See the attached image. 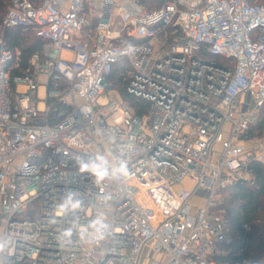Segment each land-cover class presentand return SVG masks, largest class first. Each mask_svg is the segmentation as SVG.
Listing matches in <instances>:
<instances>
[{
	"label": "built area",
	"instance_id": "2783aa9c",
	"mask_svg": "<svg viewBox=\"0 0 264 264\" xmlns=\"http://www.w3.org/2000/svg\"><path fill=\"white\" fill-rule=\"evenodd\" d=\"M16 27L45 45L13 88ZM121 60L142 115L106 96ZM263 108L258 0H12L0 23V264H264L220 261L233 238L218 209L264 164V136L250 132Z\"/></svg>",
	"mask_w": 264,
	"mask_h": 264
},
{
	"label": "trees",
	"instance_id": "16d2710c",
	"mask_svg": "<svg viewBox=\"0 0 264 264\" xmlns=\"http://www.w3.org/2000/svg\"><path fill=\"white\" fill-rule=\"evenodd\" d=\"M12 0H0V23L3 21ZM166 0H141L150 8L159 7ZM264 3V0H258ZM8 47L19 52L10 64V79L15 87L14 78L21 76L30 67L31 57L42 54L45 41L36 35L32 28H9L5 32ZM129 42L137 41L134 38ZM224 63H229L225 60ZM130 65L127 60L117 63L108 77L110 86L115 87L116 94L123 102L134 108L137 115H142L148 108L145 100L138 99L127 90L128 79L125 77ZM61 107L60 104H57ZM70 109V106H67ZM56 119L51 120V124ZM251 135L264 136V108L256 125L251 128ZM83 167V166H81ZM254 176L253 184L240 181L222 190L223 200L219 205L220 213L224 217V228L232 236L233 243L222 244V250L229 251L225 256H220V261L234 262L239 257L250 258L258 262L264 256V164L253 162L250 166ZM248 226L249 229L245 228Z\"/></svg>",
	"mask_w": 264,
	"mask_h": 264
},
{
	"label": "rangeland",
	"instance_id": "374dc122",
	"mask_svg": "<svg viewBox=\"0 0 264 264\" xmlns=\"http://www.w3.org/2000/svg\"><path fill=\"white\" fill-rule=\"evenodd\" d=\"M115 87H113V86H109V89H108V92H107V94H106V96H109V95H111V94H116L117 92H115L116 91V89H118V88H116V89H114ZM251 147H253V146H251ZM104 148H106V146H104ZM219 196H220V198L223 200V192L221 191L220 193H219Z\"/></svg>",
	"mask_w": 264,
	"mask_h": 264
},
{
	"label": "bare ground",
	"instance_id": "6f19581e",
	"mask_svg": "<svg viewBox=\"0 0 264 264\" xmlns=\"http://www.w3.org/2000/svg\"><path fill=\"white\" fill-rule=\"evenodd\" d=\"M41 94L42 95L44 94V88H41Z\"/></svg>",
	"mask_w": 264,
	"mask_h": 264
},
{
	"label": "crops",
	"instance_id": "0c3cea01",
	"mask_svg": "<svg viewBox=\"0 0 264 264\" xmlns=\"http://www.w3.org/2000/svg\"><path fill=\"white\" fill-rule=\"evenodd\" d=\"M143 3V2H142ZM40 93H41V91H40ZM42 107V106H41Z\"/></svg>",
	"mask_w": 264,
	"mask_h": 264
}]
</instances>
